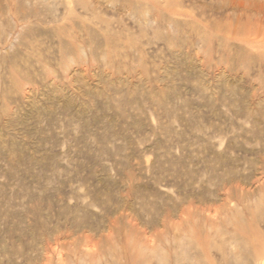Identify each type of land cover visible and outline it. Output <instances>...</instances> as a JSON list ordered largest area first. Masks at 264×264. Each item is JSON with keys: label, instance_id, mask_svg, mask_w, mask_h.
Instances as JSON below:
<instances>
[{"label": "rangeland", "instance_id": "374dc122", "mask_svg": "<svg viewBox=\"0 0 264 264\" xmlns=\"http://www.w3.org/2000/svg\"><path fill=\"white\" fill-rule=\"evenodd\" d=\"M0 264H264V0H0Z\"/></svg>", "mask_w": 264, "mask_h": 264}]
</instances>
